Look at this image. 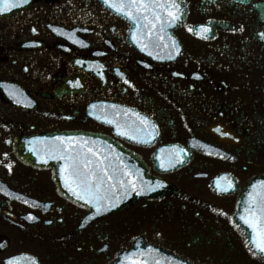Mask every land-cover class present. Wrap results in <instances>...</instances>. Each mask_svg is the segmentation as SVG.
I'll list each match as a JSON object with an SVG mask.
<instances>
[{"label":"flooded vegetation","instance_id":"flooded-vegetation-1","mask_svg":"<svg viewBox=\"0 0 264 264\" xmlns=\"http://www.w3.org/2000/svg\"><path fill=\"white\" fill-rule=\"evenodd\" d=\"M178 3L181 19L164 35L179 52L144 51L135 22L102 0H28L0 12V264H129L151 249L172 264H264L231 219L241 190L264 176V0ZM129 108L156 125L151 140L99 119L137 120ZM54 135L95 141L166 184L85 219L94 212L27 156L43 145L34 139ZM179 148L183 160L161 167Z\"/></svg>","mask_w":264,"mask_h":264},{"label":"snow or ice","instance_id":"snow-or-ice-1","mask_svg":"<svg viewBox=\"0 0 264 264\" xmlns=\"http://www.w3.org/2000/svg\"><path fill=\"white\" fill-rule=\"evenodd\" d=\"M27 2L28 0H0V12L11 10ZM102 2L135 22L136 28L133 30V39L139 43L144 51H148L150 47L156 50L168 47L179 52V46L174 38L169 36L166 40L164 35L169 24H175L181 19L182 10L178 0H102ZM199 27L207 30L205 25ZM192 30L189 29V31ZM197 35L200 33L197 32ZM168 40H171L170 44L167 42ZM76 42L82 43L79 40ZM76 62L81 63L80 60ZM128 83L131 82L128 81ZM90 107L95 108V105H90ZM111 107L117 109L118 106L112 105ZM123 112L125 115L132 112L137 120L121 123L110 119L107 114L100 115L99 119L114 124L115 130L122 136L133 140L141 137H147V140H151L156 131V125L149 117L142 116L130 108L123 109ZM113 114L119 116L121 112L115 111ZM224 135H228V133H224ZM172 148L176 150L178 146L173 145ZM46 149L48 153H54L55 158L64 161L60 169L64 186L77 200L83 201L95 210L85 219H90L94 215L115 208L121 199L132 195L134 192L140 193L145 190L147 182L143 181L139 170L133 173L118 156L110 159V154H105L97 149L95 141H92L90 146L89 141L59 137L50 145H46ZM183 152L185 149L179 148L176 155L169 153L167 164L162 162L161 167L172 166L177 157L182 161L184 157L179 153ZM8 167L11 170V163L8 164ZM160 183L158 181L156 187H159ZM261 183L264 184V182ZM229 187H231L230 183ZM223 190L227 191V189ZM0 191L3 189L0 188ZM24 202L28 203V201ZM27 219L34 221L37 217L29 212ZM240 219L252 229L253 235L249 241L252 247L249 248V251L253 255H256L253 249L264 253V190L260 193H249V198L245 201L244 214L240 216ZM155 251V249H151L147 252L138 251L129 254V264H154L152 253ZM14 262L15 258L10 257L3 264H14Z\"/></svg>","mask_w":264,"mask_h":264},{"label":"water","instance_id":"water-1","mask_svg":"<svg viewBox=\"0 0 264 264\" xmlns=\"http://www.w3.org/2000/svg\"><path fill=\"white\" fill-rule=\"evenodd\" d=\"M40 148L42 149V150H40V152H43L44 151L43 149H45V147H40ZM27 156L31 157L32 155L27 154ZM47 165L52 166L53 164L51 165L50 163H47ZM52 167H55L56 172H57V166L53 165ZM57 182L59 183V181H57ZM251 182L252 183L250 185V188L247 190V192H245L246 196L244 198L240 199V201L237 203L236 209H235V212H234V216L232 218L234 220V222L237 224L238 227L244 228L246 230L245 239H246V245H247L248 249L252 247L251 244L249 243V241L252 238L253 233H252V229L240 219V216L242 214H244L245 201L248 200L249 193L250 192L260 193L263 190L264 184H262L261 182H264V179L257 178V179H254ZM129 197H131V195L126 197V198L121 199V201L117 204L116 207H118L119 205H122ZM253 251L256 252L255 256H257L258 258L264 260V253H261L259 250H256V249H253ZM251 254H252V252H251ZM171 258H172V256H170L168 254L160 253V256H158V258H153V259H154V263L160 264V262L163 260V264H166V263L171 264V261H172Z\"/></svg>","mask_w":264,"mask_h":264},{"label":"bare ground","instance_id":"bare-ground-1","mask_svg":"<svg viewBox=\"0 0 264 264\" xmlns=\"http://www.w3.org/2000/svg\"><path fill=\"white\" fill-rule=\"evenodd\" d=\"M257 178L264 179V176H259V177H256L255 179H257ZM253 180H254V178L251 181H253ZM251 181H249V183L241 190L242 192H240V194L237 196L236 205L240 201V199H242V198H244L246 196L245 192H247V190L250 188V185L252 183ZM263 190H264V188H263ZM247 250H249L248 247H247ZM250 254H251V252H250ZM251 256L254 257L255 259H260V258H258L257 256H255L253 254H251Z\"/></svg>","mask_w":264,"mask_h":264}]
</instances>
